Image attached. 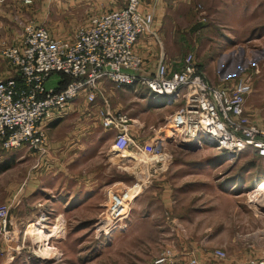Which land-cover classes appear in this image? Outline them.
Wrapping results in <instances>:
<instances>
[{
  "label": "rangeland",
  "instance_id": "374dc122",
  "mask_svg": "<svg viewBox=\"0 0 264 264\" xmlns=\"http://www.w3.org/2000/svg\"><path fill=\"white\" fill-rule=\"evenodd\" d=\"M19 3V6L0 3V52L4 45L20 41L23 20L34 19L53 34L70 38L88 25L94 15L124 4L123 0H44L29 7ZM214 4L215 0H195L193 17L188 11L184 18L173 14L171 19L156 18L154 27L158 29L165 55L179 69L183 59L193 54L205 67L207 76L213 74L209 65L214 60L220 64L230 54V59H239L240 63L234 60L232 65L235 68L240 64L239 69L230 76L252 74L247 115L262 124L264 43L229 42L233 26L218 23L217 27L216 18L208 11ZM178 13L183 14L185 10L181 8ZM226 21L231 19H220V22ZM209 23L213 36L217 35L218 47L214 46L204 58L206 43L201 31ZM151 43L154 48L149 58L154 62L146 58L145 64L150 71L160 51L156 43L152 40ZM222 47L226 48L222 50ZM256 61L259 72L252 67ZM225 67L226 64L221 71ZM10 71L0 53V74L8 75ZM60 78V74H54L48 85L56 86ZM105 89L112 108L124 103L131 118L132 144L125 151H117L116 129L102 127L98 112L92 113L97 125L88 137H94L100 150L112 151V164L104 163L101 158L89 163L87 155L72 163V154L62 156L57 124L50 126L48 152L43 156L27 147L0 150V204L12 205L9 226L6 231L0 229V264H186L187 261L189 264L197 257L192 254L191 260L181 259L187 256L183 253L185 245H192L189 239L195 242L199 238L208 240L206 247L223 245L227 258H219V264H249L251 257L264 256V158L250 149L235 155L172 133L171 128H166V117L179 104H170L148 89L116 88L112 84ZM56 122L59 124V119ZM76 125L72 120L68 128H78ZM147 145L152 150H146ZM119 166L123 169L122 182L118 179ZM79 167L80 173L83 169L99 168L100 182H106L109 176H113V181L88 200L81 198L73 202L70 191L62 189L70 184L65 174ZM137 180L145 183L144 190L136 199L139 200L134 201L125 226L106 229L108 189L114 183L131 186ZM58 200L59 208L54 209L53 202ZM167 201L171 203L170 210L165 206ZM145 203H149L146 209H141ZM190 214L196 215L192 222ZM167 250L179 260L173 262L172 257L157 263Z\"/></svg>",
  "mask_w": 264,
  "mask_h": 264
},
{
  "label": "built area",
  "instance_id": "2783aa9c",
  "mask_svg": "<svg viewBox=\"0 0 264 264\" xmlns=\"http://www.w3.org/2000/svg\"><path fill=\"white\" fill-rule=\"evenodd\" d=\"M19 1L29 7L44 0ZM123 3L94 15L70 38L53 34L34 19L21 22L20 41L4 45L0 52L11 68L8 75L0 74V150L27 147L40 156L47 154L50 125L67 116L77 99L84 98L98 108L102 127L116 129V150L125 151L132 144L131 118L112 108L105 89L112 84L116 88H146L170 104L178 103L166 125L172 133L235 155L250 149L264 158V123L253 121L246 110L253 89L252 74L209 82L193 54H188L180 68L173 70L154 27L155 10L142 11V0ZM144 37L160 49L156 67L151 71L137 49ZM258 63H252L256 72L260 71ZM54 74L61 75L58 84L48 85ZM146 150H152V146L147 145ZM144 185L139 180L131 186L111 185L107 191L106 229L125 226ZM11 207L9 203L0 204V229L4 231L9 226ZM214 254L227 258L221 248L215 249ZM171 258L172 252L167 250L156 262ZM190 264L200 263L192 259ZM249 264H264V256L252 258Z\"/></svg>",
  "mask_w": 264,
  "mask_h": 264
},
{
  "label": "crops",
  "instance_id": "0c3cea01",
  "mask_svg": "<svg viewBox=\"0 0 264 264\" xmlns=\"http://www.w3.org/2000/svg\"><path fill=\"white\" fill-rule=\"evenodd\" d=\"M158 1V2H157ZM148 2L150 4H148ZM195 0H142V6L141 9L144 10V12L149 10H155V21L156 18L160 17H172L171 14L175 15L176 18H184L186 13L190 11V15L194 16V8L193 3ZM143 3H145L143 8ZM6 6H15L16 4L19 6V0H8L7 3L5 2ZM150 5V6H148ZM145 6H147L145 8ZM166 6V7H164ZM183 8L185 10V13L179 14L178 11ZM162 9H166L162 11ZM172 11V12H171ZM208 11L211 13L212 17L216 18V25L218 27V23H221L224 25H232L233 30L231 35L232 38L229 42H244L247 41L248 43L252 42H263L264 43V0H215V4L208 7ZM224 13L226 14L225 17ZM174 16V17H175ZM222 18H229L231 21L226 22H220V19ZM171 19V18H170ZM156 23V22H155ZM161 24H163V21H161ZM21 26V25H20ZM227 27V26H226ZM4 31L6 30V27H3ZM158 30V29H157ZM6 32V31H5ZM203 35L205 36L204 40L205 44V53L204 58L209 56V53L212 51L214 46L218 47V40L217 35L216 37L213 36V27L209 24L205 25V28L201 31ZM245 36V38H243ZM214 37L216 38L214 41ZM2 41V40H1ZM220 47V46H219ZM152 46L151 40L148 37L142 38L140 43L138 44V51L143 55V57L146 59H150L149 57H152L149 53L152 52ZM226 47H222V50H224ZM264 48V44H263ZM263 52V51H262ZM226 52H223L224 54ZM228 55V53H226ZM264 55V52H263ZM166 61L169 63L170 66H172L173 70H177L173 65V62L170 58H168L167 55H165ZM226 57L222 60V63L219 64L215 62H212L211 68L213 69L212 76L208 74L206 75L205 67L201 64V68L204 71L205 77L209 82L219 83L221 82V79L223 77L230 76L231 74L236 73V69H239L240 64L237 67H232L234 62L240 63L239 59L237 58H227ZM170 59V60H169ZM152 62H154L153 59ZM225 60V61H224ZM236 60V61H234ZM157 61H158V54H157ZM150 63V62H149ZM157 63V62H156ZM242 63V62H241ZM226 64V67L224 70L221 71L222 66ZM156 67V65H155ZM154 67V68H155ZM222 74H221V73ZM220 73V76H219ZM216 78V80H214ZM216 81V82H215ZM137 88V87H136ZM141 90V88H139ZM146 90V88H142V90ZM248 101V100H247ZM128 108V106H124V103H121L117 107L115 106L113 109L115 111H120L122 113H126L129 115L128 112L125 110ZM94 111H93V110ZM129 109V108H128ZM133 110V108L131 109ZM247 110V106H246ZM98 108L95 105H89L84 98L77 99L70 107V113L65 116L64 118L59 119V124H57V127L59 125V151H62V156H66L69 154H72L71 160L74 163L77 158L87 155L88 158H90L88 161L89 163L92 162V160L101 158L104 163H110L112 164V154L111 150H100L99 144L97 141H95L94 137H88L91 133L94 132L92 129L93 126L97 125L96 122H94V118L92 117V113H97ZM174 113V112H172ZM171 113V114H172ZM170 114V115H171ZM166 117V116H165ZM164 117V118H165ZM170 117V116H169ZM169 117H166L168 119ZM99 118V117H97ZM72 120L76 122V126L78 128H68L71 125ZM93 120L92 123H90ZM50 129V128H49ZM80 129V130H79ZM75 158V159H74ZM99 162V161H98ZM98 162L96 164H98ZM80 163V162H79ZM73 167V166H72ZM89 168L83 169V172L80 173V167L72 169V172L69 174L66 173L68 179H70V184H65V188L62 189V191H70L71 200L73 199V202L75 200H79L81 198L82 201H86L89 199V197L93 194H96V192H100V189L107 188V185H110L113 181L112 177L109 176L106 182H100V177L97 175L98 172L101 171V169L97 168L95 171H88ZM119 171V182H122V167L119 166L117 168ZM116 177V176H115ZM99 178V179H98ZM118 182V181H115ZM70 185V186H69ZM104 191V190H103ZM139 200V199H138ZM136 200V201H138ZM81 202V201H79ZM67 202H65L66 204ZM138 203V202H135ZM147 204L141 207V209H146ZM53 208L57 209L59 208V200L53 202ZM66 206V205H65ZM165 206L168 210L171 209V203L170 201H167ZM170 206V209L169 207ZM57 207V208H56ZM140 212H138L139 214ZM196 214V213H194ZM189 220L192 222L193 218L195 219L196 215H189ZM139 220V218H138ZM198 240H201V242ZM195 242H192L189 239L190 244L192 245H185V250L183 253L187 256H181V259L187 258L193 256L192 254H195L197 259L199 260L200 264H219L220 260L217 258L214 254V250L221 248L224 249L223 245H216L213 248L204 246L207 244L208 240L206 239H198ZM193 246L194 252H192ZM225 250V249H224ZM248 252V249L246 250ZM191 254V255H190ZM173 262L179 260L176 259L175 254L173 253ZM175 257V258H174ZM263 257V256H260ZM251 258H258V256H253ZM191 260V259H190ZM187 261V259H186ZM188 264V261L186 262ZM190 264V263H189Z\"/></svg>",
  "mask_w": 264,
  "mask_h": 264
},
{
  "label": "trees",
  "instance_id": "16d2710c",
  "mask_svg": "<svg viewBox=\"0 0 264 264\" xmlns=\"http://www.w3.org/2000/svg\"><path fill=\"white\" fill-rule=\"evenodd\" d=\"M54 123H56V121H55ZM52 124H53V123H52ZM52 124H51V125H52ZM51 125H50V126H51Z\"/></svg>",
  "mask_w": 264,
  "mask_h": 264
}]
</instances>
